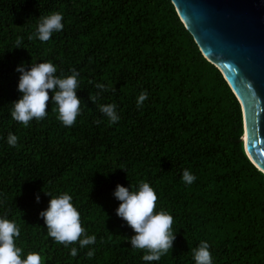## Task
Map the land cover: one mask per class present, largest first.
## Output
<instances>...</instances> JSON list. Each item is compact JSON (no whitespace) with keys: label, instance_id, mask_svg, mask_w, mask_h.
Segmentation results:
<instances>
[{"label":"trees","instance_id":"trees-1","mask_svg":"<svg viewBox=\"0 0 264 264\" xmlns=\"http://www.w3.org/2000/svg\"><path fill=\"white\" fill-rule=\"evenodd\" d=\"M51 12L63 15V30L47 42L29 40ZM46 61L58 76L80 73L81 114L71 127L51 100L46 118L28 127L11 118L21 96L17 66ZM98 92L94 104L89 94ZM107 104L116 105L115 124L99 111ZM9 132L16 147L7 144ZM243 133L238 99L170 0H0V217L20 228L22 258L37 252L43 264H195L191 250L206 241L213 264H264V173L246 155ZM185 169L196 177L190 185ZM141 181L155 190L156 211L173 217L176 239L159 261L142 259L145 251L129 243L135 233L116 215V186L138 190ZM44 191L72 196L95 244L65 247L47 236L39 215L51 199Z\"/></svg>","mask_w":264,"mask_h":264},{"label":"clouds","instance_id":"clouds-1","mask_svg":"<svg viewBox=\"0 0 264 264\" xmlns=\"http://www.w3.org/2000/svg\"><path fill=\"white\" fill-rule=\"evenodd\" d=\"M63 15L60 12H51L42 15L38 19L36 31L29 35L28 39H38L47 42L53 33L63 30ZM22 38H17L15 48H22ZM16 71L20 73L18 81V92L20 98L13 102L11 118L28 127L35 119L41 121L46 118L49 101L55 106L53 111L57 112V119L66 127H71L81 114L82 101L77 96L80 73L75 69L71 75H57V67L51 61L32 63L26 68L23 63L17 66ZM90 83H92L90 81ZM95 88L100 92L107 91L102 83H95ZM115 91V88L112 89ZM51 93V97H50ZM99 92L95 95L89 94L92 103H96ZM148 98L147 91H143L137 98V107L143 106ZM99 111L104 114L110 123L115 124L120 117L116 111L115 104L99 105ZM96 124L101 121H95ZM18 137L9 132L7 144L16 147ZM122 170V169H121ZM196 177L187 169L182 173V180L186 184H192ZM43 191V190H42ZM45 195L51 197L47 210L39 213L47 227V236L55 243L65 247L79 244L80 248L93 245L96 242L95 235H87L81 223V216L72 203V196L67 192L53 196L50 192ZM115 198L120 202L116 209V215L127 223L133 230L129 243L133 249L144 250L142 259L146 262L159 261L162 256L172 250L176 239L173 231V217L165 210L156 211L157 194L150 184L141 181L138 190H129L121 185L116 186ZM39 203V195L36 196ZM106 215V214H105ZM20 228L13 221L0 217V264H43L42 257L37 252H29L22 258V249L17 247L15 240L20 237ZM195 264H213L210 245L201 241L197 248L191 250ZM72 257L78 255L76 247L70 251ZM95 255L94 250L86 253L88 258Z\"/></svg>","mask_w":264,"mask_h":264},{"label":"water","instance_id":"water-1","mask_svg":"<svg viewBox=\"0 0 264 264\" xmlns=\"http://www.w3.org/2000/svg\"><path fill=\"white\" fill-rule=\"evenodd\" d=\"M170 1L204 58L220 70L238 99L241 142L264 173V0Z\"/></svg>","mask_w":264,"mask_h":264},{"label":"bare ground","instance_id":"bare-ground-1","mask_svg":"<svg viewBox=\"0 0 264 264\" xmlns=\"http://www.w3.org/2000/svg\"><path fill=\"white\" fill-rule=\"evenodd\" d=\"M244 139H246V136L244 137Z\"/></svg>","mask_w":264,"mask_h":264}]
</instances>
